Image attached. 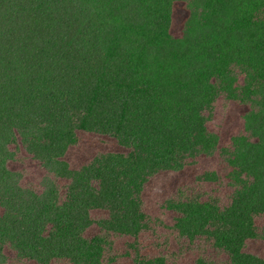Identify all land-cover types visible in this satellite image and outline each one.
Listing matches in <instances>:
<instances>
[{"label":"trees","instance_id":"1","mask_svg":"<svg viewBox=\"0 0 264 264\" xmlns=\"http://www.w3.org/2000/svg\"><path fill=\"white\" fill-rule=\"evenodd\" d=\"M175 1L188 11L178 39ZM220 96L248 106L244 134L223 149L207 126ZM80 130L128 151L72 169L65 156ZM17 145L45 170L40 193L8 167ZM218 150L230 167L228 203L170 199L174 229L226 256L196 264H264L244 251L264 239L255 223L264 215V0H0V264L6 248L38 264H103L113 235L154 228L142 203L152 177ZM96 209L108 216L86 238ZM133 264L166 259L135 248Z\"/></svg>","mask_w":264,"mask_h":264},{"label":"rangeland","instance_id":"2","mask_svg":"<svg viewBox=\"0 0 264 264\" xmlns=\"http://www.w3.org/2000/svg\"><path fill=\"white\" fill-rule=\"evenodd\" d=\"M188 11L186 4L175 1L172 8L170 36L178 39L182 36L183 27ZM248 106L234 100L220 96L213 109L208 129L219 136V149L230 148L231 139L244 134V115ZM16 152L15 159L8 163V167L22 175L21 185L40 193L41 180L45 175L42 165L28 155L20 145L12 146ZM113 137L102 134L77 131V143L70 147L65 160L72 169H78L88 163L96 154L106 152L126 153ZM205 172H215L217 182H202L198 177ZM230 167L218 150L212 156H198L190 161L181 171H168L152 177L144 186L142 203L144 211L156 219L154 228L140 234L137 238L113 235V246L107 253L103 264H133L135 248L142 257L163 256L166 264H196V260L204 257L209 261L224 262L226 256L210 250L203 242L191 244L184 241L174 229L177 213L166 208V202L178 196L216 198L224 206L228 203L232 189L228 184L227 174ZM61 193L64 195L67 181H58ZM2 209L0 208V214ZM108 213L96 209L91 211L93 224L85 232L86 238L98 234L96 225L98 220L104 219ZM259 230L264 229V215L256 219ZM134 246V247H133ZM244 251L248 254L264 259V239H250L246 241ZM7 261L5 264H38L32 260L20 259L10 248L5 249ZM51 264H69L66 261H53Z\"/></svg>","mask_w":264,"mask_h":264}]
</instances>
